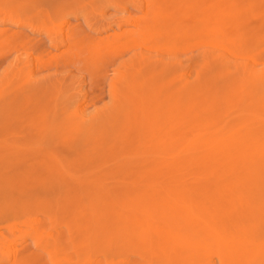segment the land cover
Instances as JSON below:
<instances>
[{"label": "rangeland", "instance_id": "obj_1", "mask_svg": "<svg viewBox=\"0 0 264 264\" xmlns=\"http://www.w3.org/2000/svg\"><path fill=\"white\" fill-rule=\"evenodd\" d=\"M89 1L0 0L33 21L0 24V209L37 216L63 243L58 263L22 213L0 222L9 248L32 264H264V0H150L166 27L148 43L124 33L139 5ZM79 3L88 12L74 17ZM65 19L97 43L94 58L43 32ZM207 50L227 65H208ZM73 100L105 123L70 137Z\"/></svg>", "mask_w": 264, "mask_h": 264}, {"label": "bare ground", "instance_id": "obj_2", "mask_svg": "<svg viewBox=\"0 0 264 264\" xmlns=\"http://www.w3.org/2000/svg\"><path fill=\"white\" fill-rule=\"evenodd\" d=\"M83 1V0H82ZM89 1V0H88ZM92 1V0H91ZM91 1H89V3L91 2ZM123 0H107V2H111L112 4H115L116 2H122ZM144 1V4H142L140 1H138V0H127V2H124V4H125V6H123V7H120V8H123V10H127V5H131L132 7H137V5H139V7L140 8H143L145 11H144V15H145V17L143 18V19H141V20H138V21H133L134 19H132V21H131V19H130V21H131V23L132 22H135V23H133V26H134V28L132 29L133 31H130L129 33L126 31V32H124L125 34H128V35H132V36H129V37H135L136 36V38L138 37H141L140 38V40H141V42L142 43H148V41H149V37L151 36H153L154 34H156L157 33V31L158 30H162L163 28H165L166 27V24H163V17L161 16V8L159 7V4H157V6L155 5V7L153 8V9H151V6H150V0H143ZM208 1H210V0H208ZM208 1H206L208 4H209V2ZM85 2V1H84ZM186 2V1H185ZM196 2V1H195ZM110 3V4H111ZM175 3V2H174ZM184 3V2H183ZM187 3V2H186ZM210 3H213V1L211 2L210 1ZM90 4H93V3H90ZM96 4H98L97 2H95L93 5H96ZM111 4V5H112ZM182 4V3H181ZM190 4V3H189ZM197 4H199V3H197ZM187 6H188V3H187ZM198 6V5H197ZM207 6H210V5H207ZM14 7H16V6H14ZM13 5L11 4V2H8V4H6V5H0V24H8V23H12V24H19V25H22V24H27V25H29L30 26V24H33L32 22L33 21H31V18H29V17H27L28 18V20L27 21H20L19 22V19L17 18V17H15L14 16V14L15 13H19L18 12V10L17 11H15L13 8ZM92 7V6H91ZM175 7H177V6H175ZM203 7H205L204 5H203ZM72 8H74V6H69V9H67V7H66V9H64L63 11L64 12H67V11H65V10H71ZM75 8H77L78 10H79V8L80 9H82V11L81 12H79V13H74V17H78L79 15H86L87 14V12H88V6L86 5V3L85 4H78L77 5V7H75ZM196 8V7H195ZM104 9V8H103ZM201 9V8H200ZM141 10V9H140ZM203 10V9H202ZM204 10H205V8H204ZM26 11V10H25ZM68 11V12H69ZM22 12H23V10H22ZM71 12H72V10H71ZM216 13V11H213V13ZM201 13V12H200ZM203 14H204V12H202ZM207 13V12H206ZM211 13V15H213L212 14V11L210 12ZM20 14V13H19ZM24 14V12L23 13H21V15H23ZM70 14V13H69ZM72 14V13H71ZM208 14V13H207ZM101 15H103V11H102V13H101ZM41 16V15H40ZM41 17H43V14H42V16ZM68 17V16H67ZM86 17V16H85ZM205 17H206V14H205ZM209 17V16H208ZM215 17V16H214ZM214 17H212V18H214ZM66 18V17H65ZM69 18V17H68ZM211 17H209V20H211L212 19ZM204 19V18H203ZM136 20V19H135ZM128 21V20H127ZM174 21V20H173ZM206 21H208L207 19H206ZM126 23H130V22H126ZM173 23V22H172ZM209 23H211L212 25H213V23L212 22H209ZM209 23H207V25L209 24ZM59 24V26H57ZM57 25H55V27H53V28H56V26H57V28L56 29H58V32H56V31H54V30H52V26H50V25H48L47 23H46V26H47V30H43V32L44 33H46L47 35H49L50 36V39L52 40H54L55 39V41H56V43H55V47H56V49L57 48H60L63 44H64V41H67V43L66 44H68L67 46H71V45H73V43H74V48H76V49H79V50H81V47H83V46H85L83 49H85L89 54V56L90 57H92L93 56V54H97V53H95V52H99L98 50H96L95 48H92V47H95V46H97V43H95V44H85V41H84V38H85V36H82V35H79L76 31H75V29L73 28V27H71V25L68 23V21H67V19H65V20H63V22H61V23H58ZM168 24V23H167ZM180 24V23H179ZM216 24V23H215ZM262 24V23H261ZM122 25V24H121ZM121 25H117V29L115 30V39L117 38V37H121V36H123V32H122V34H119L118 32H119V30L121 29ZM123 25H125V24H123ZM128 25H130V24H128ZM260 25V24H259ZM131 26V25H130ZM215 26V25H214ZM262 26V25H261ZM132 27V26H131ZM216 28V27H215ZM210 29V28H209ZM208 29V30H209ZM213 29V28H212ZM52 31H54V32H52ZM121 31V30H120ZM191 31V30H190ZM218 31V30H217ZM216 31H212V32H209V34H211V35H213L214 33H215ZM262 31H261V29H260V32H259V34L261 33ZM217 33H219V31L217 32ZM216 33V34H217ZM257 33V32H256ZM164 34V33H163ZM163 34H162V37L161 38H167L168 37V35H166V36H163ZM75 35H77V39L76 38H74L73 36H75ZM184 35V34H183ZM219 35H221V34H219ZM218 35V36H219ZM82 36V37H81ZM214 36V35H213ZM248 36V35H247ZM255 36V35H254ZM257 37V36H256ZM106 38V37H105ZM209 38L211 39V41H209L210 39H205V41H203V43H206L207 45H209V44H211V46L212 45H215L216 46V44L217 43H215V41L213 40L214 38L213 37H211L210 35H209ZM107 39H109V38H107ZM111 39V38H110ZM109 39V40H110ZM185 39V38H184ZM218 39V38H217ZM251 39L252 38H250V41H251ZM244 40V39H243ZM248 39H246V41H247ZM136 41V39L135 38H132L131 39V42H132V44H134L133 42H135ZM139 41V40H138ZM138 41H136L137 43H138ZM209 41V42H208ZM224 41V40H223ZM228 41V40H227ZM226 41V42H227ZM208 42V43H207ZM234 42H236V41H234ZM253 41H251V43H252ZM136 43V44H137ZM142 43H140V44H142ZM231 43V42H230ZM243 43V42H242ZM250 43V45H252ZM256 43V42H255ZM238 44V43H237ZM247 44V43H246ZM258 44H260V43H258ZM230 45V44H229ZM236 44H234V47L235 48H233V50L235 49V50H238L237 52H240V54H242L244 51H242L243 49H245V48H247V45H246V47H244L243 49H241L240 50V48H242L241 47V45L242 44H240V46H238L237 45V47L235 46ZM254 45V44H253ZM132 46V45H131ZM137 46V45H136ZM136 46L134 47V48H136ZM233 46V45H232ZM256 46H258L257 48H260L259 47V45H256ZM255 46V47H256ZM107 47H111L110 45H108ZM133 47V46H132ZM142 47V46H141ZM147 47V46H146ZM224 47V46H223ZM240 47V48H239ZM70 47H68V49H69ZM252 48V47H251ZM72 49V48H71ZM133 49V48H132ZM141 50H142V48H141ZM145 50V49H144ZM225 50H227V51H229L232 55H234V54H236L235 52H231V49L230 50H228V49H226L225 48ZM249 50V49H248ZM251 50H253V49H251ZM59 51V50H58ZM69 51V50H68ZM76 51V50H75ZM247 51V50H246ZM256 51H259V50H256ZM83 52H84V50H83ZM82 52V53H83ZM153 52V51H152ZM69 53V52H68ZM205 54L203 55V57H204V59L207 61V63H208V65H210V64H216V62H218L217 64H219V65H221V66H226L227 64V62H226V60H225V58L221 55V54H219V53H217V52H215V51H213V50H207L206 52H204ZM230 53L228 54L227 53V55L229 56L230 55ZM247 53H249V55H253L252 54V52H247ZM254 53V52H253ZM58 54V53H57ZM73 55H74V57H73ZM82 55V54H81ZM80 55V53H78V52H74V53H72L71 55H68L67 54V58L69 59V61H71V62H79V61H84V60H86V59H88V58H90V57H85V58H83V56H81ZM250 56V57H251ZM33 57V56H32ZM230 57V56H229ZM232 57V56H231ZM92 58H94V56L92 57ZM34 59V58H33ZM96 59H98V58H96ZM36 60V59H35ZM60 60V59H59ZM66 60V59H65ZM252 60V59H251ZM37 61V60H36ZM146 61H149V59H148V56H144V55H140V54H135V55H133L132 57H131V60H130V63H132V64H134L135 62H137V63H139V64H142L143 62H146ZM34 62V61H33ZM25 63V62H24ZM35 63V62H34ZM33 63V64H34ZM91 64H93V62H91ZM87 64H85V66H86ZM254 65V64H253ZM69 66V65H68ZM29 67V66H28ZM67 67V66H66ZM88 67V66H87ZM210 67V66H209ZM29 68H31V67H29ZM48 68V67H47ZM211 68V67H210ZM222 68V67H221ZM252 68H253V66H252ZM72 69V68H71ZM254 69V68H253ZM33 70L34 69H32V71L30 70L29 72H28V74H26L27 76L26 77H28L29 79H28V81H26V82H29V81H31L34 77H33V74H32V72H33ZM26 71V70H25ZM78 72V71H77ZM80 72V71H79ZM249 72H250V70H249ZM94 74H96V72L94 73ZM85 75V74H84ZM92 79V78H91ZM95 79V78H94ZM262 80H264V79H262ZM194 92V91H193ZM70 105H71V107H72V109H70L69 111H68V117L66 118V120L67 121H65V124L67 125V127H66V130H67V132H70L68 135L70 136V137H72V135H74L76 132H82V131H84L85 130V127L86 128H88V126H90L91 124H93V125H91V126H101V125H103L104 123H105V121H103L104 120V118L106 117V115L104 114V113H101V114H97V113H95L96 115H89L88 113V115H86L85 113H84V110H83V103H80V100H73V101H71V103H70ZM65 110V109H64ZM98 110V109H97ZM100 110V109H99ZM99 110H98V112H99ZM109 111V110H108ZM63 113H64V111H63ZM106 113V112H105ZM258 122V121H257ZM251 124V123H250ZM257 125V124H256ZM248 128V127H247ZM262 128H264V125H262ZM259 131H261V130H259ZM103 134V133H102ZM245 136V135H244ZM102 137V136H101ZM100 137V138H101ZM103 137H104V135H103ZM240 140V139H239ZM91 141V140H90ZM103 141H104V139H103ZM102 141V142H103ZM116 141V140H115ZM114 141V142H115ZM89 144H91V142L89 143ZM102 144V143H101ZM87 145V144H86ZM88 146V145H87ZM90 146V145H89ZM87 148V147H86ZM98 149V148H97ZM115 149V148H114ZM238 149V148H237ZM96 153V152H95ZM259 153V152H258ZM83 154V153H82ZM39 157V156H38ZM42 158V157H41ZM44 158V157H43ZM18 159V158H17ZM16 159V160H17ZM22 160V159H21ZM44 160V159H43ZM42 160V161H43ZM55 160V159H54ZM11 162H15V160H13V161H11ZM59 162V161H58ZM17 163H20V160H19V162H17ZM41 163V162H40ZM61 163V162H60ZM60 163H59V165H60ZM33 164H35V163H33ZM15 165V164H14ZM37 165V164H36ZM54 166H56V164H54L53 166H50V168H54ZM216 166V165H215ZM31 167H33V165H31ZM39 168H43V170H45L44 168H46L43 164H39V166H38ZM59 167V166H58ZM49 168V166H48V168H47V170H49L50 169ZM62 169H63V171H64V169H65V166L63 165L62 166ZM5 174V173H4ZM20 176V175H19ZM40 176V175H39ZM18 177V176H17ZM16 178V177H15ZM18 179V178H17ZM46 180V179H45ZM16 181V180H15ZM38 182V181H37ZM75 184V183H74ZM68 185H69V181H68ZM71 185V184H70ZM73 185V184H72ZM60 186V185H59ZM72 187V186H71ZM60 188V187H59ZM233 188V187H232ZM64 189V188H63ZM24 198V197H23ZM26 198V197H25ZM220 199V198H219ZM22 201V200H21ZM1 202V201H0ZM10 203V202H9ZM13 203V202H12ZM11 203V204H12ZM24 204V203H23ZM30 204V203H29ZM34 206V205H33ZM2 209H4V206H3V208ZM2 209H0V222H3L4 224H5V221L9 218V217H11V216H13V215H15V214H24V222L26 223V224H29V227L31 228V233H30V235L32 236V239L35 241V244H36V246H38V247H40L42 250H44L48 255H50L53 259H55V260H57L58 261V263L60 262V254H61V250L63 249L62 247H63V243H62V233H61V235H60V232H58V231H56L55 230V228H50V229H47V228H44V224L42 225L41 224V222H40V220H38L37 219V216H27L28 214L26 213V212H20V211H18L17 209H15V207L13 206H10V207H8L7 208V211H5V212H2L3 210ZM24 209H25V207H24ZM29 212V211H28ZM47 213V212H46ZM49 213V212H48ZM47 213V215H48V217H50V215ZM50 213H51V210H50ZM44 221V220H43ZM42 221V222H43ZM53 221H54V219H53ZM50 223V222H49ZM45 224H46V222H45ZM47 225V224H46ZM2 228H5V225H3V224H1L0 225V264L1 263H9V264H32L33 263V254L32 253H27V251H23V252H17L16 250H14V249H11L12 247H11V241L9 242V241H7V240H5V238L3 237V233L1 232V229ZM64 229H66V228H64ZM240 246V245H239ZM9 247H11V248H9ZM35 261V260H34ZM95 262V261H94ZM125 262V261H124ZM89 263V262H88ZM118 263V262H117ZM93 264V263H92ZM126 264V263H125Z\"/></svg>", "mask_w": 264, "mask_h": 264}]
</instances>
